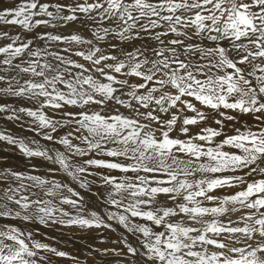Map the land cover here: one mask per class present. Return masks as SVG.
<instances>
[{
	"label": "snow or ice",
	"instance_id": "obj_1",
	"mask_svg": "<svg viewBox=\"0 0 264 264\" xmlns=\"http://www.w3.org/2000/svg\"><path fill=\"white\" fill-rule=\"evenodd\" d=\"M0 25L26 102L0 113L48 142L0 132L47 173L0 170V219L115 223L119 264H264V0H0ZM38 234L0 225V264L76 259Z\"/></svg>",
	"mask_w": 264,
	"mask_h": 264
},
{
	"label": "bare ground",
	"instance_id": "obj_2",
	"mask_svg": "<svg viewBox=\"0 0 264 264\" xmlns=\"http://www.w3.org/2000/svg\"><path fill=\"white\" fill-rule=\"evenodd\" d=\"M4 2L11 3L12 0H4ZM71 30L73 29H69L68 31ZM0 31H10L14 33L15 31H17V29L14 27L9 28V27H5L4 25H0ZM4 102L15 103L16 106H20L21 104H26V102L24 101H13L11 99H7V101H5V98L0 97V103H4ZM4 115L6 114L0 113V132H4L6 134H12L17 138L26 139V142L30 139H36L39 141L41 145L48 144V142L43 141L39 137L35 136L34 133L26 131L25 127L21 125L20 121L6 120L4 119ZM49 115H52V113L49 112ZM23 119L24 121H27L28 118L24 117ZM13 148H15V146L0 141V158L4 157L3 159H5L6 157L7 159V160L0 159L1 160L0 170H3L5 168H11L16 171L31 172L32 165H36L37 170L33 174H39V175L47 174L45 171V165H46L45 161L38 158L36 159L27 158L24 157L22 154L18 155L14 152L15 150L16 151L18 150L17 149L14 150ZM26 168H29L30 170H24ZM57 178H60L59 173H57ZM93 191H95V187H93ZM222 191H231V190L226 189ZM88 207L94 210H98V211L100 210L96 208L94 202L90 203ZM4 223L15 224L16 226L24 228L25 230L33 231L34 234H36V231L39 230V234L36 235L37 239L49 243L53 247H56L60 250L66 251L69 253L70 256L76 258L75 260H72L62 257H56V258L53 257L52 259L48 257L49 264H78V262L80 261L77 259V257L82 258V260H84V263L86 264H103V263L119 264V261L121 259V257L115 255L112 252H105V249H113V248L117 250H122V245L112 243L113 240L119 239L120 235L123 234L124 231L119 225L115 223H113V228L115 229V231L106 228H100V229L92 228V229L79 230L77 229L79 227H72L74 229V232H79L80 235L73 234L71 235V237H68L66 234H61L58 230L48 229L46 226H42L34 222L25 225L20 220L6 221L0 219V225ZM54 227L59 229H70V228L61 227L59 225H54ZM84 230H90V231H86L85 233H82ZM100 232H102L101 237L99 236ZM45 236L54 237V239L46 240ZM89 255H91L92 257H90ZM85 259H88V261H86ZM95 259L100 260L102 263L100 261H95Z\"/></svg>",
	"mask_w": 264,
	"mask_h": 264
},
{
	"label": "rangeland",
	"instance_id": "obj_3",
	"mask_svg": "<svg viewBox=\"0 0 264 264\" xmlns=\"http://www.w3.org/2000/svg\"><path fill=\"white\" fill-rule=\"evenodd\" d=\"M1 142H3V141H1ZM14 150L15 149H17L16 147L15 148H13ZM18 150V149H17ZM16 154H18V155H21L22 153H20V151L18 150V151H14ZM4 157H2V158H0L1 160H5L6 159V157H5V159H3ZM33 159H36V158H33ZM38 159H41V158H38ZM0 160V161H1ZM7 160V159H6ZM1 163V162H0ZM30 166V165H29ZM24 170H30L29 168H26V169H24ZM89 179H92V178H89ZM68 210H71V209H68ZM42 226H44V225H42ZM48 229H54V230H58L61 234H66L68 237H71V235H73V234H77V235H80L79 234V232H74V229L73 228H70V229H59V228H56V227H54V225H48V226H46ZM45 228V227H44ZM77 229H79V230H83V229H81V228H77ZM86 231H90V230H84L82 233H85ZM99 236L101 237L102 236V232H100L99 233ZM85 238H87V237H85ZM43 255H46L47 257H49V258H56V256H54V255H52L51 253H43ZM90 257H92L91 255H89ZM86 258V257H85ZM77 259L80 261V262H78V264H86V263H84V260H82V258H78L77 257ZM86 261H88V259H85ZM82 261V262H81ZM95 261H100V260H98V259H95ZM101 262V261H100ZM102 263V262H101ZM104 264V263H103Z\"/></svg>",
	"mask_w": 264,
	"mask_h": 264
}]
</instances>
